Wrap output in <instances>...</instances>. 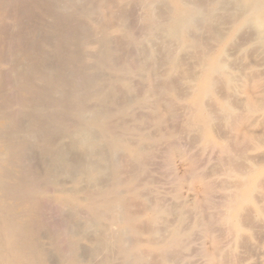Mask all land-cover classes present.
<instances>
[{
	"label": "bare ground",
	"instance_id": "1",
	"mask_svg": "<svg viewBox=\"0 0 264 264\" xmlns=\"http://www.w3.org/2000/svg\"><path fill=\"white\" fill-rule=\"evenodd\" d=\"M217 84L264 111V0H0V264H235L258 170L217 198Z\"/></svg>",
	"mask_w": 264,
	"mask_h": 264
},
{
	"label": "rangeland",
	"instance_id": "2",
	"mask_svg": "<svg viewBox=\"0 0 264 264\" xmlns=\"http://www.w3.org/2000/svg\"><path fill=\"white\" fill-rule=\"evenodd\" d=\"M247 28V30L248 31H250L251 30V28H249V27H246ZM246 28H244L245 29V31H246ZM243 29V30H244ZM245 31H240L239 33H238V35L240 36V34H241V36L240 37H236V42L238 43V39L237 38H239V43L240 42H243L244 44L245 43H247V44H243V43H240V44H238L239 46H241V47H238V45H236V44H234L235 42H233L232 43V45L231 46H229L230 48H228V52H229V50L231 49V47H232V49L230 50V56H229V54H228V59H229V63H230V65H232L231 67L233 68V69H237V70H233V72L235 73V72H237V73H240L241 75H239V76H242V74L244 75V74H246V72H248L249 71V68L246 66V64H247V61L244 59L245 57H246V55H247V53H248V51L247 50H250L249 52H252V48L250 47V45H251V43L248 41V42H244V41H247V40H249L248 39V37L250 36L251 37V35L248 33V31L247 32H245ZM242 32V33H241ZM245 32V33H244ZM253 32V31H252ZM244 33V34H243ZM247 33H248V35H247ZM251 34H253V33H251ZM244 36V38H245V40H244V38L242 39V37ZM249 37V38H250ZM241 39H242V41H241ZM244 40V41H243ZM234 44V45H233ZM243 46H242V45ZM235 45L237 46V47H235ZM160 46H163V48L161 47V49L165 52L166 51V45H158V48H160ZM166 46V47H165ZM235 47V48H234ZM236 48H239L241 51H243V53H245V54H239L240 53V50L239 49H237L238 50V52H237V50H235ZM242 48V49H241ZM246 48V49H245ZM249 48V49H248ZM253 48H255V46L253 47ZM165 49V50H164ZM246 50V51H245ZM158 51H159V55H163L164 54V52L162 51L161 52V50L160 49H158ZM234 51V52H233ZM236 51V52H235ZM194 52V53H193ZM193 52H191L190 54H192L191 56L189 55V58L188 59H190V58H192L193 57V59H195L197 56H195V55H198V52L195 54V51H193ZM232 52H233V55H232ZM247 52V53H246ZM161 53V54H160ZM163 53V54H162ZM234 53H236V54H234ZM242 53V52H241ZM194 54V55H193ZM249 54V53H248ZM238 55H240V57L238 56ZM188 56V55H187ZM162 57V56H161ZM235 57V58H234ZM241 57L244 59V60H241ZM233 58H234V60H233ZM239 58V59H238ZM193 59H190V61L192 60L193 61ZM239 60H241L242 62H239ZM235 61V62H234ZM240 64H239V63ZM242 63H244V65L242 64ZM252 63V62H251ZM242 64V65H241ZM243 68H246V70L245 71H243ZM240 70V71H239ZM242 70V71H241ZM243 72V73H242ZM235 75H237L238 76V74H236L235 73ZM220 84H221V82L219 83V86H220ZM182 87H181V91L183 92H185L188 88L187 87H183V85L184 86H186L185 84H180ZM218 86V84H217V88H216V96L219 98V99H224L225 97L227 98V100L235 107V111L236 112H233V115L231 116V118H229V119H232V120H230V122L229 123H227L228 121H229V119H228V121L227 120H225V121H223V119L221 120V119H219V120H217V122H218V125L221 127V128H219V126L218 125H215V130L216 129H220V130H218V135L220 134L222 137H224V138H226L227 139V141H229L228 143V146H230L231 148H230V152H231V150H232V152L234 153H231L230 155H228V157H227V155H220L219 156V154H220V152L219 151H216V152H207V153H209V155L207 154V155H205V158H207L208 160V162H209V164H207V169H208V173L210 174V175H212V176H214L215 177V182H216V185H217V187H219V193H220V195H219V193H218V195H217V193H216V196H217V198H221V197H223V196H225L226 194H225V192L227 191L226 189H228L229 187H228V185H230V187L234 184V183H236L235 181H236V179H234V178H228V177H226V176H223L224 175V172L226 171V168H228L230 165V167L231 168H233V169H235V168H237L238 170H240V166H241V169L243 170H245L246 168L247 169H251L252 167H255V168H257V170H258V173H257V175L256 176H254V178L253 179H251V182H250V186H249V189H248V193H249V195H250V199H248L245 203H244V205H243V207L245 208L244 210H243V207H242V209H241V211H240V213H239V219H240V223H241V221H242V223H241V225H242V228H243V231H242V234L240 235L241 237H239L238 239H240V240H237L238 242H236V244L238 245H234V246H232V248H231V262H235V264H264V111H257V112H253V113H248L247 111H245L246 109L244 108L245 107V105H244V98H245V96L247 97L248 96V93H250V91H252V89L251 88H248V89H240V92H239V89L238 90H232V91H230V92H232V94L231 93H229V94H227V93H225V92H227V91H224L223 89H221V88H223V86L222 87H219ZM179 88H180V86H179ZM183 88V89H182ZM184 88L186 89V90H184ZM222 90H223V92H222ZM218 91H219V93L221 94V92H222V96H220V94L218 93ZM242 91V92H241ZM187 92H188V90H187ZM234 92V93H233ZM223 93H225V95H227V96H223ZM238 93V94H237ZM235 94V95H234ZM235 97H237V98H235ZM234 98V99H233ZM239 98V99H238ZM237 99V100H236ZM244 99V100H243ZM236 100V101H235ZM239 101V102H238ZM240 101L242 102V103H240ZM240 104H242V105H240ZM240 106V107H239ZM241 106H243V107H241ZM237 107H239V108H237ZM238 109V110H237ZM240 112V113H238V112ZM246 113V116L247 117H242L244 114ZM236 114V115H235ZM241 114V115H240ZM251 114H253V116L251 115ZM260 114V115H259ZM255 115H257L256 116V118H255ZM233 116H234V118H233ZM237 116H238V118H237ZM245 116V115H244ZM251 116V117H250ZM234 119H235V123H236V120H238V119H245L246 121H244V125H243V127L242 128H245L250 134H251V137H249V139H247V141H246V138H248V137H246L245 138V136L243 135V134H236V133H234V132H232L231 130H232V126L235 124V123H233L234 122ZM223 121L222 123H221V125L219 124V122H221V121ZM216 122V123H217ZM226 122V125H224L223 123H225ZM232 123H233V125H232ZM229 125H230V127H229ZM232 125V126H231ZM216 126H218L217 128H216ZM224 126V127H223ZM227 126V127H226ZM227 128V129H226ZM231 128V129H230ZM223 129H224V131L226 130L227 132H229V133H226V131H225V133H224V131H223ZM229 130V131H228ZM217 131V130H216ZM224 135H223V134ZM232 133V134H231ZM228 134V135H227ZM233 134H235V135H233ZM257 136V137H256ZM257 138V142H254V141H256L255 139ZM260 139H259V138ZM253 140H252V139ZM235 139V140H234ZM239 139V140H238ZM237 140V141H236ZM249 140V141H248ZM235 141V142H234ZM245 141V142H244ZM242 142V143H241ZM262 142V143H261ZM248 143V144H247ZM250 143V144H249ZM245 144V145H244ZM251 145V146H250ZM255 147V148H254ZM235 149V150H234ZM219 152V153H218ZM244 152V153H243ZM211 154V155H210ZM211 156H213V157H211ZM238 156H239V158H238ZM222 157H224V159L223 160H221L222 159ZM225 157L226 158H228V159H230V160H226L225 159ZM217 158V159H216ZM236 158V159H235ZM211 159V160H210ZM216 159V160H215ZM219 160H221V161H219ZM224 160H225V162H224ZM212 161V162H211ZM226 163V164H220V163ZM211 164H212V169L213 168H215V171L214 170H212L211 169ZM214 165H216V166H214ZM222 165H225L226 167H223ZM235 165V166H234ZM259 165V166H258ZM210 166V167H209ZM209 167V168H208ZM220 167H221V169H222V167H223V169L225 170H221L220 169ZM251 167V168H250ZM211 169V170H210ZM229 169V168H228ZM211 172H210V171ZM219 170V172H217V171ZM212 173V174H211ZM215 173H217V175L215 174ZM223 174V175H222ZM261 177H262V180H261ZM226 178V179H225ZM220 181H219V180ZM234 179V180H233ZM221 180H222V182H221ZM226 180V181H225ZM230 180V181H229ZM259 180V181H258ZM229 181V182H228ZM232 181V182H231ZM234 181V182H233ZM220 182V183H219ZM219 184V185H218ZM225 186V187H224ZM228 188H227V187ZM256 186V189H253L254 187ZM225 188V189H224ZM257 188H259V189H257ZM224 189V190H223ZM255 190V191H254ZM224 194H223V193ZM253 192V193H252ZM253 196V197H252ZM254 197H256V198H254ZM255 199V200H254ZM259 200V201H258ZM251 206V207H250ZM261 207V208H260ZM248 211V212H247ZM250 211V212H249ZM255 211V213H252V212H254ZM249 215H248V214ZM242 214V215H241ZM258 214V215H257ZM242 216V217H241ZM252 216V217H251ZM260 216V217H259ZM249 225V227H248V225ZM245 234H247V235H245ZM234 251V252H233ZM232 252L233 253H235L234 254V256H233V254H232ZM235 258H236V260H235ZM238 261V262H237ZM243 263H242V262Z\"/></svg>",
	"mask_w": 264,
	"mask_h": 264
}]
</instances>
